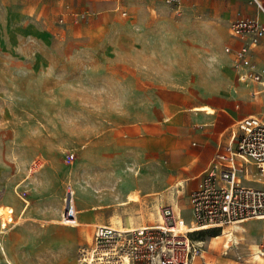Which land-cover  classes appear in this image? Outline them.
<instances>
[{
    "label": "rangeland",
    "instance_id": "obj_1",
    "mask_svg": "<svg viewBox=\"0 0 264 264\" xmlns=\"http://www.w3.org/2000/svg\"><path fill=\"white\" fill-rule=\"evenodd\" d=\"M12 3L0 0V198L12 184L18 207L31 204V214L13 217L26 220L22 263L80 264L79 250L92 245L95 227L112 226L116 215L123 222L130 216L137 228L156 225L154 209L162 205L187 213L189 191L212 169L218 141H226L221 132L256 105L246 90L230 91L242 84L231 62V75L220 71L226 31L218 36L214 26L233 0ZM99 15L116 36V51L107 56L71 39L72 25L79 29ZM200 133L211 138L194 139ZM26 156L44 166L29 172ZM48 160L56 168L40 184ZM69 192L83 209L79 225L61 217ZM12 211L0 206L3 225ZM253 228L240 234L238 249L231 245L235 255L208 248L220 230L193 232L206 255L194 264L218 257L243 264L251 245L259 248L248 238Z\"/></svg>",
    "mask_w": 264,
    "mask_h": 264
},
{
    "label": "built area",
    "instance_id": "obj_2",
    "mask_svg": "<svg viewBox=\"0 0 264 264\" xmlns=\"http://www.w3.org/2000/svg\"><path fill=\"white\" fill-rule=\"evenodd\" d=\"M249 2L262 8L259 0ZM229 35L249 37L248 46L242 45L235 51L230 46L225 47L226 52H234L232 68L237 80L241 83L261 82L264 67L249 50L263 37L264 25L253 18L237 17L230 22ZM234 157L253 161L260 170L264 168V122L260 118L246 116L235 122L224 153H216L218 159L232 161ZM41 167L42 162L35 160L29 165V172ZM71 195L69 192L65 198L63 220L75 218L76 209ZM159 214L160 224L130 232L97 225L92 245L79 250L80 264H90L92 255L101 264H109L114 258L117 264H192L194 256L202 251L204 242L192 238L191 234L203 226L222 231L223 226L235 222L249 218L264 219V189L240 185L232 165H214L189 193V220L176 213L170 205L161 207Z\"/></svg>",
    "mask_w": 264,
    "mask_h": 264
},
{
    "label": "crops",
    "instance_id": "obj_3",
    "mask_svg": "<svg viewBox=\"0 0 264 264\" xmlns=\"http://www.w3.org/2000/svg\"><path fill=\"white\" fill-rule=\"evenodd\" d=\"M98 1L99 0H91L90 4L93 5V7L97 6ZM259 1L262 5L261 9L256 7L254 4L250 3L249 0H233L232 8L228 11L222 12L217 17V22L214 26V30L217 32L218 36L222 31L223 32L226 31V33L223 34L222 36L224 38V40L222 39L223 43H226V46H230L233 49V51H235L242 45L248 46L249 37L248 36L231 37L229 35V29H228L229 22L236 19L237 17H247V18H253L257 20L259 23H262L264 25V0H259ZM2 2L5 5V7L7 6V8L13 5L12 3L13 0H2ZM6 17H8V15ZM8 21L9 20H7L6 22ZM108 22L109 20L105 15L102 16L99 15L97 17L88 18L85 22H82L84 26H81L79 29L77 28V26L72 25L71 27L73 31L71 33V37H72L71 39H75L78 41L85 39L87 43L86 44L87 49L90 51L100 50L101 54L105 56L109 54H113L116 51L114 47L117 46L116 43L114 42V40L116 41L115 39L116 36L112 35L113 29L112 27H110V25H108ZM118 28L122 29L123 27L119 25ZM111 35L113 37H111ZM233 51L227 52L228 55H223L220 61V67H221L220 71L222 72L224 71L228 73V75H231L230 71L228 70V64L229 62H231V66H232L233 58H234ZM249 52L255 59L258 60L259 65L261 67H264V35L260 39L257 45L251 47ZM232 71L235 73L233 68ZM236 88H239L241 90H246L250 98L254 100V102H256V105L252 109H247V112L242 117L228 124L226 128L221 132V134H224V132H226L225 134L226 141L223 140L218 141V147L214 151V158H213L215 160V163L212 165V167L214 165L217 167H219L220 165H232L235 169L237 180L240 183V185L264 189V168L260 170L258 165L253 161H245L239 157H234L232 161H228L227 159L216 158L217 152L224 153L225 145L227 144L230 138V130L233 128L235 122L246 116H255L260 118L261 121L264 122V75L262 77L261 82L242 83L240 85L235 86V88L231 87L230 91L235 92L234 90ZM211 113L200 114V115L201 116L203 115L205 117ZM235 118L236 115L232 117V119ZM209 138L211 137L205 136V134L203 133L194 136V139H198V140H209ZM27 160L28 159L26 156V166L27 164L30 165V162L32 161L31 160L28 162ZM43 166L44 163L42 162V167ZM54 168H56L54 161L48 160L46 162V169L41 171L37 175L36 179H38L40 184H42V182L45 180L44 177L50 175L49 173H51L47 169H54ZM53 174L54 173H51V175ZM40 184L37 185L38 187L36 186L35 188L36 191H40L42 189L39 187ZM12 190H13L12 184H7L2 193L3 195L0 198L1 207L11 206L13 208L12 219L10 222H7L5 225H3L1 223L2 219L0 217V264H23L21 260L26 256L24 250L26 248V220H23L22 223H16V221L13 220V217H15V215L18 214L19 215L20 214L26 215V213L31 214V204L29 202L28 204H26L27 205L26 207L24 206L25 204H23L22 207L19 208L17 202L14 200ZM73 203L75 205L74 201ZM166 205H170L174 209L173 205L171 204H166ZM166 205L156 207L154 210L159 211L161 207ZM75 209H76V205H75ZM16 210H18L17 214L15 212ZM78 210L80 212L83 211V209H78ZM78 210L76 209L75 217L76 216L78 217L77 215ZM158 211L157 213H159ZM43 214L47 215V212L44 211ZM178 214L182 215L186 220L190 219V218L187 219V216L189 215V209L188 212L185 214H181V213ZM255 219L258 218H249L243 220L241 224L246 228H249L251 225L255 226V228H253L248 238L250 241L257 243L260 249L264 250V219H260V221H256ZM229 248L230 247L224 248L223 254L227 255L228 251H231V254L235 255V251L232 252V248L230 249ZM238 248L239 247H236V249ZM241 248H242L241 252H243L242 255L248 252L246 246H242ZM236 254L238 258H241L239 252H237ZM261 255H264V252ZM226 261L237 262L233 258L224 257V260L222 262L224 263Z\"/></svg>",
    "mask_w": 264,
    "mask_h": 264
},
{
    "label": "bare ground",
    "instance_id": "obj_4",
    "mask_svg": "<svg viewBox=\"0 0 264 264\" xmlns=\"http://www.w3.org/2000/svg\"><path fill=\"white\" fill-rule=\"evenodd\" d=\"M71 194H72V192H71ZM122 204H125V202H119V205H122ZM119 216L116 215L113 217L114 218V221H113L114 224L111 226L112 228H114L115 230L120 231V232H130V231L136 229V228H134V225H135L134 221L132 218H130V216H127L125 218L124 222L121 220V218ZM154 218H155V221L157 222L155 224L156 225L160 224V222H161L160 214L158 213V215H156ZM64 221L66 224L70 223L73 225H75V224L79 225V222L77 221L76 217L74 219H66ZM148 226H151V225H148ZM137 228H140V227H137ZM205 228H209V226H203V227L199 228L198 230L205 229ZM246 231L247 230L244 226H242L236 222L233 224H230V225H225V226H223L222 231H220L218 234H216L214 236H211V238L209 239V241L207 243V246L210 249L211 248H213V249L214 248H217V249L222 248L223 250H224V248L231 247V245H235V247H237V245L240 244V241L243 239V237L240 234H242L243 232H246ZM251 247H252V250L245 257L243 264H264V257H263V255H261L262 250L257 248L256 244H252ZM197 256H201V258L206 257V255L204 253L201 254V252H200L194 256V260H193L192 264H194V261H196ZM99 258L101 259L100 256H99ZM223 259H224L223 257H218V258L213 259V260H205V264H222ZM90 264H101V263L98 261V259L95 257V255H92L90 257ZM109 264H117L116 259L115 258L112 259ZM226 264H230V263H226Z\"/></svg>",
    "mask_w": 264,
    "mask_h": 264
},
{
    "label": "trees",
    "instance_id": "obj_5",
    "mask_svg": "<svg viewBox=\"0 0 264 264\" xmlns=\"http://www.w3.org/2000/svg\"><path fill=\"white\" fill-rule=\"evenodd\" d=\"M205 230H216V229H212V228H211V229H205ZM200 231H203V230H200ZM197 232H199V231H197Z\"/></svg>",
    "mask_w": 264,
    "mask_h": 264
}]
</instances>
